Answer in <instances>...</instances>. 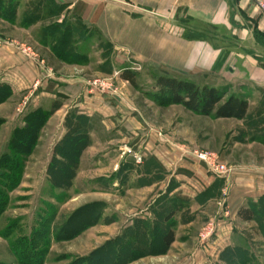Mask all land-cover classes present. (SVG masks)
<instances>
[{
  "label": "rangeland",
  "instance_id": "rangeland-1",
  "mask_svg": "<svg viewBox=\"0 0 264 264\" xmlns=\"http://www.w3.org/2000/svg\"><path fill=\"white\" fill-rule=\"evenodd\" d=\"M8 1L16 4L17 13L0 19V47H11L24 56L39 70V77L33 80L25 94L13 99L10 86L11 94L7 97L4 96L8 89L0 88V199L3 200L0 206V264H23L21 251L35 259L23 258L25 264H228L218 263L212 258L214 252L205 249L216 231L211 237L202 238L208 221L201 218L188 230L181 225L183 217L171 219L177 241L165 248L162 233L167 224L163 217L170 210L177 212L176 203L165 197L158 198L146 215L151 194L144 193L143 187L129 190L130 172L128 167L122 166L133 162V170L141 171L149 160L147 148L151 141L170 149L179 148L188 156L193 150L219 156L210 145H214L215 139L208 137L211 119L195 115L181 105L170 104V94H161L157 79L166 74L162 69L166 66L141 61L116 47L96 26L85 24L56 0ZM179 27L188 37L205 36L214 45L225 46L224 50L229 48L223 39L230 37L223 36L220 29L202 28L191 21ZM254 37L257 40L255 33ZM62 45H65L66 59L59 56ZM125 69L136 74L137 88L121 77ZM169 69L167 76L195 81L200 86L216 81L210 75ZM69 81L81 83L89 96L97 95L109 103L104 107L99 103L101 113L93 116L92 124L88 122L82 126L88 134L86 149L102 142L105 156L101 158L105 169L96 172L102 153L97 154L92 149L82 163V170L88 173L84 172L75 180L80 161L71 185L56 187L48 174L54 151L48 148L62 133V115H56L50 122L49 119L61 103H72L75 92L67 91L69 86L65 85ZM52 82H57V91L66 92L68 97L60 92L64 96L45 94L47 101L39 109L47 116L38 131L36 144L24 153L18 148V152L13 151V138L19 135L18 130L25 128L29 113L33 111L27 101L33 98L31 94L35 90L48 89ZM78 110L87 112L84 107ZM104 122L102 130L100 125ZM64 126L68 131L66 122ZM223 127L224 124L213 128V133ZM18 137L16 143H21L22 138ZM75 149L76 144L70 142L63 148L69 156H73ZM113 166L119 171L118 176L113 173ZM151 166L148 170L159 182L164 171ZM96 174L104 176L97 178ZM115 179L119 181L117 187L113 185ZM141 183L138 180L136 185ZM159 186L154 187V195L160 192ZM179 211L183 213L184 209ZM249 225H239L244 235L243 238L237 235L232 249L238 248L248 256V264H264V237L257 230L250 231ZM233 253L238 252L234 250Z\"/></svg>",
  "mask_w": 264,
  "mask_h": 264
},
{
  "label": "crops",
  "instance_id": "crops-1",
  "mask_svg": "<svg viewBox=\"0 0 264 264\" xmlns=\"http://www.w3.org/2000/svg\"><path fill=\"white\" fill-rule=\"evenodd\" d=\"M56 2L60 6L64 5L66 10L79 17L85 24L96 26L108 41L139 60L171 67L178 72L213 76L216 81L209 86L223 91L224 98L234 95L248 102V113L243 119H216L208 116L212 123V126L208 127L211 133L208 137L216 141L214 145H210L219 153L220 160L232 167L228 175H215L193 155H185L179 148L170 149L162 143L156 144L153 141L147 148L149 160L145 161L146 166L141 171L138 172L136 168L133 170L135 167L133 162L122 166L128 167L130 172L129 190L133 187H143L144 193L151 194L145 208L146 215L150 213L149 208L158 198L165 197L166 200L172 201L176 198L178 201L179 197L184 198V202L176 203L177 212L173 218L183 217L181 225L186 230L191 229L198 218L216 223V235L205 249L210 248L211 252H214L215 256L212 258L218 263H226L221 254L227 248L234 247L233 240L237 235L240 234L238 237L243 238L244 234L239 230V225L250 224L248 226L250 231L257 230L264 237L257 221H245L238 215L242 207L257 209L264 214V16L258 10L256 0H56ZM1 3L0 19L10 17L9 6L14 7V14L17 13L13 1L1 0ZM185 21H191L202 28L222 30L220 33L223 36L230 37L223 39L226 47H229L228 50H224L225 46L214 45L205 36H186L179 27ZM254 31L262 34L261 40L255 39ZM37 77L39 70L37 71L34 64L17 54L11 47H0V84L10 86L13 91L12 99L22 93L25 94ZM65 85L69 86L67 91L75 92V97L72 103H61L52 112L49 122L57 117L56 115H62V133L48 148L50 152L54 151L56 145L66 135L64 122L70 112L75 111L77 115L84 114L91 118L101 113L99 103L100 107L109 104L102 97L89 96L81 83L69 81ZM57 87L58 83L52 82L48 89L35 90L34 94H31L33 98L27 101H30L29 105L33 111L45 105V100L47 101L44 99L45 94L56 97L64 96L60 94L64 93L67 95L65 97H68L66 92L57 91ZM83 107L87 112L78 110ZM105 124L104 122L100 125L102 130ZM223 124L224 127L220 131L213 133V128ZM101 144L97 142L96 147L90 146L84 151L75 180L84 174L82 163L87 152L92 149H95L97 154L99 151L103 154L96 165V172H104L105 166L101 157L105 156V148ZM217 145L218 147H215ZM150 166L164 171V176L159 182L153 179V173L148 170ZM114 167L113 173L118 176L119 171ZM96 175L97 178L104 176ZM92 179L94 178H90ZM116 179L113 181L115 187L119 185ZM138 180L142 181L139 186L136 185ZM159 184L160 192L154 195V187ZM180 208L184 209L183 213L179 211ZM189 209V212H185ZM175 237L174 242L177 241V235Z\"/></svg>",
  "mask_w": 264,
  "mask_h": 264
},
{
  "label": "trees",
  "instance_id": "trees-1",
  "mask_svg": "<svg viewBox=\"0 0 264 264\" xmlns=\"http://www.w3.org/2000/svg\"><path fill=\"white\" fill-rule=\"evenodd\" d=\"M1 4L2 3L0 0V6ZM8 10L9 15H14V7L9 6ZM254 33L258 40L262 39L263 36L259 31H254ZM61 47V53L59 56L62 59H66V56L63 53L65 45H62ZM72 59L74 58L72 57ZM162 69L166 74L157 79V86L160 88L161 94H164V92L170 94V97L168 99L170 104L181 105L186 110L191 111L195 114L210 116L216 119H243L246 117L249 109V104L245 99L236 97L234 95H231L228 98H224V92L213 86H200L194 82L167 76L168 74H170L171 69H169L168 67H164ZM135 75L136 74L130 69H125L121 74V77L129 81L135 88H137L138 85L135 80ZM5 87L7 89L9 88L8 85H0V88ZM10 94V89H8L4 97L9 96ZM45 116L47 115L44 111H42V109H37L29 113L25 128L18 130L19 137L16 135V138H13L15 139L14 142L11 143L13 151L24 153L28 148L31 149L34 147V145L36 144V139L38 137V131L45 122V120H43ZM93 121V117L89 118L84 115H77L75 111H72L68 114L66 120L68 131L60 141V143L56 145L54 149V156L48 169V174L53 186L69 187L71 185L72 178L75 175V168L78 167L80 157L89 144V141L87 139L88 134L86 132V129L82 126L87 125L88 122L92 124ZM25 134H28L29 138H26ZM17 137L22 138L21 143H16ZM68 142L76 144V149L73 152V156L67 155L63 150L64 146ZM177 199L178 201L176 200V198L173 199L175 203L180 204L184 202V198L177 197ZM185 200L187 201L186 198ZM2 204L3 200L0 199V206ZM174 214L175 210H170L163 217V221L165 222V224H167L168 228H166V231L164 230V232L162 233V243L165 248L170 247L175 241V232L173 230V224L171 222ZM238 215L245 221H257L264 233L263 212H259L257 209L253 210L252 208L242 207L239 210ZM145 237L146 236L144 235V238ZM234 250H236V252L238 253H233ZM21 255L22 261H20L23 264H25V258L35 260L34 258L29 257V255L23 251H21ZM221 256L223 260L228 264H248L249 260L248 256L246 257L244 253L241 252V250L238 248H227L225 252L221 254ZM247 258L248 260H246Z\"/></svg>",
  "mask_w": 264,
  "mask_h": 264
},
{
  "label": "built area",
  "instance_id": "built-area-1",
  "mask_svg": "<svg viewBox=\"0 0 264 264\" xmlns=\"http://www.w3.org/2000/svg\"><path fill=\"white\" fill-rule=\"evenodd\" d=\"M256 6L260 13L264 16V0H256ZM191 155H193L198 161L203 162L206 165L207 170L215 175L226 176L232 170V167L221 161L220 157L215 153L204 150H193ZM215 231L216 223L214 221H210L206 224L201 236L202 238L207 239L211 237Z\"/></svg>",
  "mask_w": 264,
  "mask_h": 264
}]
</instances>
